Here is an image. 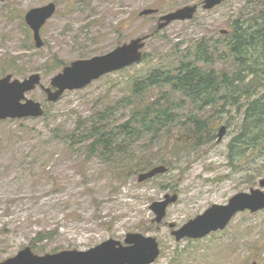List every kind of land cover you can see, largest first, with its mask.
Returning a JSON list of instances; mask_svg holds the SVG:
<instances>
[{
	"label": "rangeland",
	"instance_id": "obj_1",
	"mask_svg": "<svg viewBox=\"0 0 264 264\" xmlns=\"http://www.w3.org/2000/svg\"><path fill=\"white\" fill-rule=\"evenodd\" d=\"M203 0H2L0 1V78L11 74L22 80L39 73L48 87L62 67L48 68L57 57L65 65L77 59L107 53L131 39L148 35L145 58L107 73L87 86L65 91L55 102L39 86L27 97L39 101L41 117L0 122V261L29 246L36 254L61 250H87L109 238L124 242L127 233L139 232L156 239L159 254L151 264H250L264 261V209L237 213L221 231L201 239L176 240L173 229L212 204L251 188L261 189L264 177V136L253 130L249 138L233 143L241 132L242 115L223 110L215 114L213 139L189 144L179 129L187 115L206 116L187 99L172 123V131L153 144L149 160L166 171L139 182L135 170L139 142L131 155L122 152L110 161L88 155L84 133L101 117L103 125L126 120L135 104L132 82L160 64L171 67L174 51H189L201 40H216L221 29L250 11L264 7V0H225L203 9ZM55 4L54 14L40 29L43 41L36 47L25 23L26 11ZM198 9L188 20H175L157 30V20L185 5ZM145 8L159 11L139 15ZM221 39V37H220ZM222 40V39H221ZM225 55L214 57L217 71L230 70ZM154 90L145 97H152ZM221 125L223 137L217 139ZM75 132L76 138H66ZM154 143V142H153ZM132 147V146H131ZM129 147V148H131ZM122 156V157H119ZM132 161L124 169L115 163ZM125 170L127 171L126 173ZM165 195L176 198L160 222L150 209ZM173 224V228L170 225Z\"/></svg>",
	"mask_w": 264,
	"mask_h": 264
},
{
	"label": "trees",
	"instance_id": "obj_2",
	"mask_svg": "<svg viewBox=\"0 0 264 264\" xmlns=\"http://www.w3.org/2000/svg\"><path fill=\"white\" fill-rule=\"evenodd\" d=\"M221 35L222 40L218 37L216 40L197 42L193 57L189 56L188 50L174 51L171 67L160 64L144 77L134 80L131 96L136 99L131 104H136L129 117L115 126L103 125L101 117L90 122L83 135L87 154H95L110 161L112 156L123 151L122 156L127 157L137 151L133 145L140 141L134 168L138 171L149 169L152 166L149 160L153 155V144L172 131L171 125L181 108L180 102L185 99L196 104L198 110L208 107L210 112L202 118L199 115H187L178 133L183 142L198 144L213 139L211 130L216 124L215 114L232 109L242 115V123L241 132L229 144V160L234 143L249 138L253 130H257V138L262 139L264 7L253 9L247 15L235 19L231 29ZM221 53L225 55V61L228 64L230 62V70L217 71L202 67H212L214 57L219 59ZM64 65L57 57L47 64L50 69ZM154 90L156 93L152 97H145ZM8 120L15 119L0 122ZM66 138L73 143L75 132L66 135ZM131 164L132 161L123 163L120 160L115 166L124 169Z\"/></svg>",
	"mask_w": 264,
	"mask_h": 264
},
{
	"label": "water",
	"instance_id": "obj_3",
	"mask_svg": "<svg viewBox=\"0 0 264 264\" xmlns=\"http://www.w3.org/2000/svg\"><path fill=\"white\" fill-rule=\"evenodd\" d=\"M2 1V0H0ZM225 0H203L202 8L211 9ZM197 10V4L185 5L174 11L162 14L158 18L157 30L162 29L175 20L191 19ZM55 11V4L50 2L44 6L33 7L24 15L25 23L32 31L36 47H41L40 36L42 25ZM155 8H145L139 15L155 13ZM226 29L220 33L225 34ZM148 35L131 39L128 43L116 46L111 51L90 58L77 59L65 65L60 72L51 77L50 86L41 83L39 73H32L22 80L6 74L0 78V120L41 117L44 109L39 101L27 97V93L40 87L50 102L57 101L65 91L81 89L104 74L117 71L139 62L142 48ZM226 132V126L221 125L217 131L220 140ZM166 171L159 165L137 175L139 182L154 177ZM259 186L264 187V177L259 180ZM176 196L165 195L161 201H154L150 209L155 213V221L160 222L166 207ZM264 209V191L251 188L249 192H239L231 196L226 204H212L201 214L189 219L171 234L176 240L182 238L200 239L211 232L223 230L231 219L239 212H257ZM173 224L170 225L173 228ZM159 254L156 239L139 232L127 233L124 244L109 238L87 250H61L54 253L36 254L29 246L20 249L15 255L8 257L0 264H151ZM250 264H257L252 261ZM264 264V261L261 263Z\"/></svg>",
	"mask_w": 264,
	"mask_h": 264
},
{
	"label": "flooded vegetation",
	"instance_id": "obj_4",
	"mask_svg": "<svg viewBox=\"0 0 264 264\" xmlns=\"http://www.w3.org/2000/svg\"><path fill=\"white\" fill-rule=\"evenodd\" d=\"M200 5H202V1H201V3H200ZM198 6V5H197ZM156 9V8H155ZM159 10L157 9V11L155 12V13H157Z\"/></svg>",
	"mask_w": 264,
	"mask_h": 264
}]
</instances>
